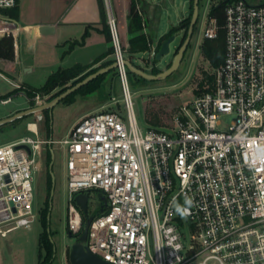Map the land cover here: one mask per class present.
<instances>
[{
  "label": "built area",
  "instance_id": "obj_1",
  "mask_svg": "<svg viewBox=\"0 0 264 264\" xmlns=\"http://www.w3.org/2000/svg\"><path fill=\"white\" fill-rule=\"evenodd\" d=\"M17 3L0 0V36L16 33L5 10ZM105 5L122 103L113 96L116 105L83 116L60 141L43 139L33 121L30 133L0 144V235L38 219L33 174L42 168L45 145L58 142L68 148V231L79 236L86 223L77 193L104 196L103 209L89 212L85 241L103 259L264 264V0L227 1L225 57L213 69V85L180 106L173 128L146 130L135 115L129 57L112 0ZM211 20L205 37L217 34ZM156 46L150 44L153 56ZM32 99L47 101L39 94ZM230 114L234 119L222 127Z\"/></svg>",
  "mask_w": 264,
  "mask_h": 264
},
{
  "label": "rangeland",
  "instance_id": "obj_2",
  "mask_svg": "<svg viewBox=\"0 0 264 264\" xmlns=\"http://www.w3.org/2000/svg\"><path fill=\"white\" fill-rule=\"evenodd\" d=\"M152 1L164 4L160 16L156 20L157 24L155 23L154 25V21L151 19V23H153V25L151 24V29L152 27H157V31L160 34L167 33L171 26H178L182 19L192 15L190 13V0ZM216 1L218 0H199V16L191 41L182 61L174 72L165 78L150 80L130 69L128 70V82L133 96L134 111L138 124L143 130H146L149 126L163 129L173 128V114L178 111L182 104L192 101L197 91L202 88L199 84L200 81L204 79L206 85L210 83L208 75L213 73L214 68L203 54L202 43L205 40L204 32L206 29L214 26V21L209 19L208 16L212 4ZM250 1L255 2L257 0ZM147 4L149 3L146 2ZM145 8L147 9V7ZM189 25L190 22L187 29ZM185 34L186 28H180L175 32L176 38L171 42V51L161 61L155 60V57L149 51H146L133 57V63L143 66L146 71L151 73H154V68H159L161 71L168 68L184 42ZM126 53L129 58L132 57L127 48ZM161 71H157L155 74ZM38 83L36 85H40ZM70 85H72L71 81L67 86ZM17 86L19 87L18 84ZM17 86L0 74V96L8 93L13 95V100L9 103H2L0 98V117L13 108L28 107L30 104L32 106L33 102H35V105L38 104L33 99L30 102L25 91L20 90V94L16 93L18 90L14 89ZM59 89L60 87H57L51 93L38 94L41 98L45 97L50 101L51 96ZM113 96L118 99L119 103H122L123 90L120 77L115 72L113 74L109 72L103 77L99 87L94 92L84 94L78 91L73 96L65 97L55 104L49 110L50 120L48 123L45 120L43 111V113H32L1 125L0 144L30 133L27 130V124L33 121L40 123L41 137L43 139L52 138L60 141L66 137L70 128L83 113L99 109L98 107L103 103L111 102L116 105L117 102L113 101ZM40 114L43 117L38 120ZM233 119V114L224 115L222 117V127H227ZM48 149L52 155V160L49 162L47 161ZM42 160V168L35 170L33 174V207L36 212H39L49 204V231L55 243L56 251L54 264H71L69 253L75 239L68 234V148L63 147L58 142H54L51 147L50 144H46ZM49 171L51 173V185L48 182ZM90 192L89 212L92 214L97 210V206L101 204L102 199L100 191L91 190ZM39 215L40 212L38 214L39 219L31 227H19L0 235V264H38L39 236L42 231Z\"/></svg>",
  "mask_w": 264,
  "mask_h": 264
},
{
  "label": "crops",
  "instance_id": "obj_3",
  "mask_svg": "<svg viewBox=\"0 0 264 264\" xmlns=\"http://www.w3.org/2000/svg\"><path fill=\"white\" fill-rule=\"evenodd\" d=\"M146 2L149 4L146 5ZM143 3L147 9L149 7V23L144 31L154 39L155 44H158L165 33H158L157 27L151 29L153 25L151 19L155 25L164 4L152 0H144ZM105 9V0H19L18 12L14 18L16 33L12 35L14 56L13 58L0 57V74L14 85L18 84L19 87L17 86L14 90H18L16 93L20 94V90L26 92L25 88L41 87L48 76L60 68L77 63L88 65L86 71L107 66L104 63L113 59L112 53L96 61L111 47ZM7 10L5 13L9 16ZM115 10L119 17L125 46L128 47L131 34L127 24V0H116ZM82 39L84 40L81 43L72 45L74 41ZM141 52L130 53L132 57L129 59L133 62V57ZM111 72L116 73L114 69ZM37 83L40 85H36ZM27 98L31 102L28 96ZM113 101L116 102L114 99ZM114 105L111 102L103 103L98 107L99 109L83 113L76 122L89 113ZM29 107L31 104L28 107L13 108L0 119ZM39 127L41 129L40 123Z\"/></svg>",
  "mask_w": 264,
  "mask_h": 264
},
{
  "label": "trees",
  "instance_id": "obj_4",
  "mask_svg": "<svg viewBox=\"0 0 264 264\" xmlns=\"http://www.w3.org/2000/svg\"><path fill=\"white\" fill-rule=\"evenodd\" d=\"M143 1L144 0H127V8H128L127 24H128V30L131 35L129 38L128 47H126L125 44L124 46L127 48V51L131 54L141 52V51H149L150 44L154 43V39L151 36H148L147 33L144 31L145 26L149 22V18H148V11L143 5L144 3L142 4ZM227 1L229 0H218L212 4L208 17L209 19L215 18L216 24H217V34L214 37H205V40L202 43L203 54L208 59V61L210 62L213 68L220 66L223 63L224 57H225L226 29L224 25L226 21L225 6H226ZM18 3H19V0H18ZM18 3L15 7L6 11L9 14V17L13 20L16 17V14L18 12ZM113 4H114L113 5L114 10H115L116 0H113ZM190 7H191L190 13L192 14L193 0H190ZM139 9L141 10L142 14L139 12ZM115 13H116V10H115ZM104 14H105V20L107 23L106 9L104 11ZM191 16L192 15H190V17H186L182 19V21L180 22L178 26L170 27L169 31L165 33L158 41V44L156 46V52L159 50L162 41L168 36H170L171 34L175 33L178 29L186 28L185 37L187 36V33H188L187 26L190 22ZM117 21H118L119 31L122 34L118 15H117ZM107 28H108V37L111 40V34H110L108 23H107ZM83 40L84 39L76 40L72 43V45L74 46L77 43H81ZM112 52H113V47L111 45V47L106 52H104L102 55H100L96 59V61ZM13 56H14L13 36L12 35L3 36L2 38H0V57L13 58ZM112 62H113V59L105 62L104 65L111 64ZM87 67L88 65L77 63L70 67L60 68L56 70L55 72L51 73L48 76L45 83L41 87L27 88L26 94L30 98V100H32V98L35 97L38 93L48 94L54 91L57 87H60V89L51 96L52 98H54L69 87L67 86V84L70 81L72 82V84H75L78 81L84 79L90 73L98 70V68H94L89 71H86ZM157 71H161V70L159 68L153 69L154 73ZM105 75H106L105 73L99 75L98 77L90 81L89 83L83 85L82 87L78 88L74 92L67 95L66 98L73 96V94H75L78 91L83 92L84 94H89V93L94 92L99 87ZM208 77H210L209 86L211 87L213 85V80H214L213 73L209 74ZM199 84L202 87L201 89H204L206 86V84L204 83V79H202ZM9 95H11V93L0 96V98L7 97ZM44 116H45L46 122L48 123L50 120L48 109L44 111ZM51 160H52V155L50 153V150L48 149L47 161L49 162ZM48 177H49L48 182L50 184V178H51L50 171L48 173ZM39 212H40L39 217H40V222L42 225V231L39 236L38 264H54V261L56 258L55 243L53 242L51 238V232L48 230L49 204L46 208L41 209ZM99 212H100V209L96 211V213H99Z\"/></svg>",
  "mask_w": 264,
  "mask_h": 264
},
{
  "label": "water",
  "instance_id": "obj_5",
  "mask_svg": "<svg viewBox=\"0 0 264 264\" xmlns=\"http://www.w3.org/2000/svg\"><path fill=\"white\" fill-rule=\"evenodd\" d=\"M198 16H199V0H193L192 18H191L190 25L188 28L187 36L184 42L181 44L178 52L173 57L172 63L168 68L155 74V73L146 71L143 66L134 64L131 60L128 59L126 60V64L129 67V69L150 80L165 78L169 74L174 72L178 68L180 62L182 61L185 51L187 50V47L191 41V38L194 32V27L198 20ZM45 28L47 29L48 27H45ZM175 38H176V35L175 33H173L162 41L159 50L155 53V56H154L155 60L161 61L165 55L170 53L171 42ZM116 66H117L116 62H112L111 64L105 67H102L96 70L95 72L90 73L84 79L78 81L77 83L70 85L66 90L61 92L59 95H57L50 101H46L43 104H36V105H35V102H33L32 103L33 105L31 107L18 111L15 114H12L6 118L0 119V126L3 124L9 123V122H13L19 118H22L32 113H43V111L47 109L51 110L55 106V104H57L60 100L65 98L67 95L74 92L75 90L82 87L83 85L89 83L90 81L98 77L99 75L111 72L113 69L116 68ZM102 198H104V196H102ZM89 199H90V196L86 192H79L75 196V201L82 209V212L86 218V223H85L83 232L79 236H76L72 234L70 231H68L69 236L75 239L71 245V249L69 253L70 262L71 264H113L103 259L96 253L92 252L88 248L87 244L85 243V241L87 240V236H88L89 225L93 218V215L89 214ZM48 218H49V214H48ZM48 230H50L49 227H48Z\"/></svg>",
  "mask_w": 264,
  "mask_h": 264
},
{
  "label": "flooded vegetation",
  "instance_id": "obj_6",
  "mask_svg": "<svg viewBox=\"0 0 264 264\" xmlns=\"http://www.w3.org/2000/svg\"><path fill=\"white\" fill-rule=\"evenodd\" d=\"M100 197H101V199H102V195H101V194H100ZM98 209H100V210L103 209V203H102V202H101V204H99V205L97 206V210H98ZM97 210H96V211H97Z\"/></svg>",
  "mask_w": 264,
  "mask_h": 264
},
{
  "label": "bare ground",
  "instance_id": "obj_7",
  "mask_svg": "<svg viewBox=\"0 0 264 264\" xmlns=\"http://www.w3.org/2000/svg\"><path fill=\"white\" fill-rule=\"evenodd\" d=\"M31 126H32L33 128H35L36 125L33 123Z\"/></svg>",
  "mask_w": 264,
  "mask_h": 264
}]
</instances>
